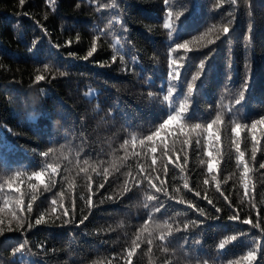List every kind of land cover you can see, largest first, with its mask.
Returning <instances> with one entry per match:
<instances>
[{"label":"trees","instance_id":"trees-1","mask_svg":"<svg viewBox=\"0 0 264 264\" xmlns=\"http://www.w3.org/2000/svg\"><path fill=\"white\" fill-rule=\"evenodd\" d=\"M169 10L173 16L181 13L171 38L163 27ZM233 16L230 31L224 34L222 28ZM194 36L201 39L190 44L193 50L186 54L179 80L173 81L176 90L165 100L168 50ZM94 37L97 51L84 60ZM208 39L215 42L201 47ZM179 55H184L182 50ZM202 60L203 75L187 96L186 82ZM249 70L245 97L236 104ZM37 75L45 79L36 81ZM182 102H187L188 110L179 123L169 125L170 136L161 132L155 138L152 153V142L145 137ZM218 112L220 122L208 129ZM261 117L264 0H237L236 4L168 0L167 5L164 0H55L54 7L51 0H25L23 5L19 0H0V227L4 229L0 264H125L126 250L137 235L140 248L134 264H248L243 258L254 248L257 259L252 264H264V242L259 246L255 242L264 236L242 223L245 218L256 222L258 212L264 222V168H260L264 124L255 130L259 141L255 159L250 131L252 120ZM179 124H184V130ZM196 124L201 127L193 132ZM236 124L240 125L236 138L249 169L247 193L241 177L244 164L238 163L232 144ZM206 147L218 161L212 173ZM49 148L54 151L48 157L41 155ZM153 158L159 169L156 183L163 180L166 193L139 180L138 173L150 171ZM50 163L58 167L57 182L46 190ZM42 170V180H35L32 173ZM17 180L25 201L23 227L14 215L20 195L15 191ZM32 184L37 185L35 192ZM33 195L36 200L29 213L26 203ZM149 196L164 203L160 213L145 207L155 204ZM61 198L70 214L64 218L72 223L62 224L56 218L64 208L50 212L52 200ZM181 199L185 203L177 202ZM208 199L223 211L216 213ZM189 202L205 209V215L190 208ZM233 209L239 220L227 218ZM40 214L45 222L35 225ZM84 215L88 219L80 224ZM193 220L197 226L184 229ZM29 223L34 227L28 228ZM156 225L163 228L167 242L159 239ZM21 243L24 249L13 255L12 249Z\"/></svg>","mask_w":264,"mask_h":264},{"label":"snow or ice","instance_id":"snow-or-ice-1","mask_svg":"<svg viewBox=\"0 0 264 264\" xmlns=\"http://www.w3.org/2000/svg\"><path fill=\"white\" fill-rule=\"evenodd\" d=\"M19 3L21 5H23L25 3V0H19ZM168 0H164V4L167 5ZM233 4L237 3V0H232ZM51 6H55V0H51ZM181 15V13H177L175 16H173V12L171 10L166 12V16L164 19V24L163 27L165 29L168 30V35L169 38H171V34H172V30L174 28L175 25V21L179 18V16ZM234 21V16L232 20H229L227 22V25H225L222 28V32L224 34H227L230 31V25H232ZM200 37H193L192 41L186 40L182 43H178L176 44L174 47L169 48L168 50V60H167V68H168V72H167V76H168V88H167V95L164 97L165 100H168L170 97L173 96V93L176 90V85L173 83V81H178L180 78V71L181 68L183 67V61L186 57V54L193 50V48L190 47V44H192L193 41H198L200 40ZM216 39H220V33H217L216 35ZM215 41L213 39H208L206 44L201 45V47H206L207 45L213 44ZM68 44H71V41L68 42ZM183 51L184 55H179L180 51ZM97 51V40L94 37L91 41V47L90 50L87 52V54L82 57V59L87 60L89 57H92L93 54ZM69 56H73L75 57L76 54L73 52H69L68 53ZM76 58H80V57H76ZM117 59V54L114 53L112 56V60L115 61ZM121 61H123V56H120ZM207 57L204 58V60H206ZM204 60H202L200 62V64L197 66L196 71L191 75V79L187 80L186 85H187V96H191L193 94V92L195 91L196 88V82L199 80V78L203 75L204 72V67H205V63ZM104 66V65H101ZM246 69H248V65H246ZM64 73H61V75H63ZM45 77L44 75H37L35 77L36 81H42L44 80ZM250 80V70L246 72V78L243 81V84L241 85V90L238 91L236 98H235V103L238 104L240 103L244 97H245V93L247 91V87H248V82ZM149 95H151V93H149ZM188 110V104L187 102H182L179 106L178 109H176V111L174 112V114H170L167 116L166 119L163 120L162 123L159 124V127L152 132L150 135L145 137V140L152 142L151 143V147H150V151L152 153L156 152V144H155V138L159 137L161 132H164L166 136H170L172 133L168 131L169 125L172 124L173 122H178L182 119L183 114ZM221 120V115L218 112L216 115V118L214 120L211 121V123H209L207 125L208 129H211L213 127V125L217 124L218 122H220ZM264 124V117H261L259 120H252L251 122V128L250 131L252 132V143H253V147H252V157L253 159L256 158V154H257V145L259 144V141L257 140L256 134H255V130L257 129L258 125ZM179 127L181 128V130H184L185 126L184 124H179ZM201 127L200 124H196L192 126V131L195 132L197 129H199ZM240 128L239 124H236L235 126L232 127V133H233V139H232V144L235 147L236 152L238 153V163L244 164V169L243 172L241 173V177H242V182L244 184V188L245 191L247 193V188H248V181H247V176H248V166L247 164L244 163V152L240 150V141L236 138V134L238 132ZM163 142V141H162ZM219 142V138L217 137L216 139V143L218 144ZM128 142L125 141V144H127ZM141 144H144V140L140 141ZM184 145H188L190 143L189 140L185 139L183 141ZM261 150H264V145H261ZM54 150L49 148L47 152H43L41 153V155L48 157ZM205 154L209 156V160L207 163V168H208V172L212 173L215 171V163H217L218 161L213 158L211 152H209L207 150V147L205 149ZM167 155L171 156L172 152L171 150H167ZM219 155V154H217ZM184 159V163H187V156L183 157ZM172 161H169V163H171ZM157 161L155 158H153L152 160V168L150 169V171H144L143 169H141V172L143 173L142 175H140L138 173V177L139 180L144 181L146 180L148 185H150L152 188H154L156 190V192H164L166 193V186H164V181L160 180V183L157 184L156 181L159 180V169L156 167ZM260 168H264V163L260 164ZM48 169H50V171L48 172V175L50 177L49 180V185L47 186L46 190H51V186L56 184V179H55V175L58 171V167L55 166L54 164H49L48 165ZM95 170V169H93ZM184 169L181 168V171H183ZM80 171H85V169L83 167L80 168ZM152 172L157 173V175L155 177H153L151 175ZM85 174L87 175V172L85 171ZM164 174L167 175L168 174V168L167 166H165L164 168ZM20 174L17 173V176H19ZM45 175V172L39 171V172H33L32 173V177L35 178V180L37 181H41L42 177ZM105 175H107V170H105ZM216 177L213 176V180H215ZM208 181L205 180V183H207ZM19 181H16V187H15V191L20 193V195L17 197V199L15 200V205H16V210H14V215L18 217L17 219V225L19 227H23L24 224V217L21 215V210L24 209L25 207V201L23 199V193L20 191V187H19ZM8 188L12 189L13 188V181L9 180L8 182ZM90 186V185H89ZM30 187L32 188L33 192H35L37 185L32 184L30 185ZM100 188L104 187L103 184L99 185ZM184 188H188V184L185 183L184 184ZM127 187L125 188V191H127ZM189 191H191V189H189ZM217 191H220V188L217 187ZM221 196H224V193L221 192L220 193ZM59 195V194H58ZM196 195H199V193L197 192ZM207 199V197H205ZM148 199L151 201L153 199H155V204L154 205H145L146 208H152L154 209V213H160L161 210L164 208V203L158 198V197H154V196H149ZM36 200V196L33 195L31 197V200L27 201L26 203V210L27 212L31 213L33 211V201ZM224 200L226 203H228V207L231 208V203L228 202L229 198L227 196H224ZM178 203H185V201L183 199L177 201ZM87 203L88 205L91 207L93 204L92 201V197L89 196L87 198ZM208 203L210 205H212V207L215 208L216 213H221L223 211L222 208L220 207H216L215 203L211 200L208 199ZM188 206L190 208H193L195 211H197L199 213V215H205V209L203 208H199L198 206L194 205V203L189 202ZM255 207V205L253 204V208ZM58 208H64L63 205V199L61 198L59 201H57L56 199H53L50 205V212L51 213H57V209ZM153 212H149V218L150 219H154ZM74 211L72 212L71 215L74 216ZM69 210L67 208H64V211L62 213H59L57 215V219L61 220L62 224H69L72 223V219L68 218L65 219L64 217H69ZM216 219L220 218V216H216ZM230 220L236 221L240 219V214L238 212H236L234 209L232 210L231 214L228 215L227 217ZM88 219L87 215H84L79 223L83 224L86 220ZM42 222L44 221V214H40L36 220H35V225H40ZM145 223L147 224V221H145ZM242 223L244 224H251L252 228L254 229H258L260 230L262 236H264V222H261L259 220V212L257 213V220L256 222H253L251 219L245 218L243 219ZM3 224V220H0V225ZM190 225L192 228H195L197 226V222L195 220L193 221H189L188 223L184 224V229L187 230H191ZM28 228H32L34 227L33 224L29 223L27 225ZM157 230L160 231V236L159 239L161 241L167 242L168 241V236L164 234V230L160 225H156L155 226ZM13 229L11 227L8 228V231H12ZM4 232V229L2 227H0V235H2ZM235 236L232 237V239H234ZM257 246H259L262 242H264V239L255 241ZM26 243V242H25ZM25 243H21L19 245V247H15L14 249H12V253L13 255L16 253L21 252L24 247H25ZM149 243H151V241H149ZM162 247L166 248L167 244L165 243L164 245H162ZM140 248V236L137 235V239L133 241L132 246L130 248H128L126 250V259H125V264H134V260H133V256L136 253V250ZM220 248L223 249L224 248V244H220ZM46 251V249H43ZM257 249L254 248L251 251H248L247 254L244 256V260L246 262H248V264H252L253 261H256L257 259V254H256ZM206 264V262H205Z\"/></svg>","mask_w":264,"mask_h":264}]
</instances>
